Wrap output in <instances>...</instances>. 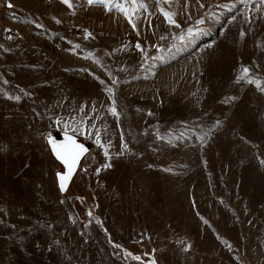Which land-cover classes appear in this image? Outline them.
<instances>
[{"label":"rangeland","instance_id":"1","mask_svg":"<svg viewBox=\"0 0 264 264\" xmlns=\"http://www.w3.org/2000/svg\"><path fill=\"white\" fill-rule=\"evenodd\" d=\"M17 1L0 264H264V0ZM54 131L91 144L63 192Z\"/></svg>","mask_w":264,"mask_h":264},{"label":"snow or ice","instance_id":"2","mask_svg":"<svg viewBox=\"0 0 264 264\" xmlns=\"http://www.w3.org/2000/svg\"><path fill=\"white\" fill-rule=\"evenodd\" d=\"M66 2V0H65ZM88 4L91 5L93 4V0H87ZM202 6V5H201ZM6 7L8 8H12L13 5L11 3H8L6 5ZM117 8H119V4L116 5ZM109 11H111V9H109ZM166 15V14H165ZM232 19H235V17H232ZM172 23H174V21H172ZM198 23H204V20L199 21ZM38 27H42L40 25H37ZM177 27H179V25H176ZM133 27H135V25H133ZM6 31H11L10 29L6 30ZM211 33L208 31H201L198 35H193L192 39L193 40H200L203 37H207L210 36ZM240 35L243 36L244 32L241 31ZM9 39H11V37H9ZM161 39H164V37H161ZM214 39L205 43L202 47L205 48H211L214 44ZM137 48H140V44L136 45ZM142 50V49H141ZM245 72H247V69H245ZM251 82V81H249ZM101 83H104L103 81H101ZM113 83H117V81H113ZM259 86V85H257ZM106 91L108 92H112L113 89L112 88H107ZM30 95V94H29ZM7 99H14L16 101H19L21 99L20 95H9L8 97H6ZM113 103H115V101L113 100ZM111 114L114 116L118 115L117 109L116 107H112L111 108ZM56 124H63V129H70L71 131L75 132H80L81 129L79 127L76 128H71V126L67 123V122H62L61 120L57 119L55 121ZM216 124H219V121L216 122ZM93 131L96 133V139L98 142V145L100 147H103V142L100 139V135L99 132L96 130L95 126H92ZM209 132H211V129L209 130ZM84 134H87V132L85 131ZM42 138H45L42 136ZM199 140L203 141L204 140V135H201L198 137ZM47 140V144L50 147L51 152L54 154V156L56 157V159L58 161H60L66 168V172L65 173H57V176L59 178L60 184L59 187L61 189V191L65 190V184L67 181L71 180V177L74 174V171L79 163L80 158L84 155V153L87 151V149L85 148V146L82 143H77V141L73 138V136L68 135L67 131L65 132V140L67 141V143H63V142H58L54 137L51 136V134L49 133L46 137ZM124 152L122 151L120 153V155H123ZM105 155H108L107 150L105 151ZM110 166V165H106ZM88 216L91 217V211L88 212ZM97 223H100L99 221H97ZM106 231V230H105ZM115 248H120V245H114ZM187 250V249H185ZM131 255V254H129ZM134 259L139 260L140 257H134Z\"/></svg>","mask_w":264,"mask_h":264},{"label":"built area","instance_id":"3","mask_svg":"<svg viewBox=\"0 0 264 264\" xmlns=\"http://www.w3.org/2000/svg\"><path fill=\"white\" fill-rule=\"evenodd\" d=\"M15 1V0H14ZM13 0H0V41H11L12 39H20L22 37V25L17 11L18 2L14 4ZM52 1L64 6L66 10L74 12V10L88 9L91 7L107 6L111 0H93V4L89 5L87 0H39ZM8 3L13 5L12 8L6 7ZM10 29L11 31H6ZM11 37V39H9Z\"/></svg>","mask_w":264,"mask_h":264},{"label":"water","instance_id":"4","mask_svg":"<svg viewBox=\"0 0 264 264\" xmlns=\"http://www.w3.org/2000/svg\"><path fill=\"white\" fill-rule=\"evenodd\" d=\"M68 133V135H70V136H73V138L77 141V143H82L84 146H85V148L88 150V149H90V147H91V144L89 143V142H87V141H84V142H82V141H80V140H78L77 139V137L74 135V134H72V133H70V132H67ZM51 134V136L52 137H54L58 142H63V143H67V141L65 140V132H58V131H54V132H52V133H50ZM47 137V136H46ZM46 140V139H45ZM46 143H47V140H46ZM48 145V144H47ZM48 148H49V150H50V147H49V145H48ZM50 152H51V150H50ZM86 153V152H85ZM51 154H52V156L56 159V157L54 156V154L51 152ZM57 160V159H56ZM58 161V160H57ZM58 162H60V161H58ZM60 164L62 165V171H58V172H56L55 173V177H56V182H57V186H58V189H59V191L60 192H63V191H61V189H60V187H59V184H60V181H59V178H58V176H57V173H65L66 172V168H65V166L60 162ZM68 182L69 181H67L66 182V184H65V188H66V186H67V184H68Z\"/></svg>","mask_w":264,"mask_h":264},{"label":"bare ground","instance_id":"5","mask_svg":"<svg viewBox=\"0 0 264 264\" xmlns=\"http://www.w3.org/2000/svg\"><path fill=\"white\" fill-rule=\"evenodd\" d=\"M44 2H46V1H44ZM49 2H52V1H49ZM15 4V3H14Z\"/></svg>","mask_w":264,"mask_h":264}]
</instances>
